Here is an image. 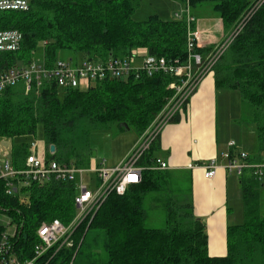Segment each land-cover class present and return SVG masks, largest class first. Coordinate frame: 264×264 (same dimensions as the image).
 I'll list each match as a JSON object with an SVG mask.
<instances>
[{"label":"trees","instance_id":"16d2710c","mask_svg":"<svg viewBox=\"0 0 264 264\" xmlns=\"http://www.w3.org/2000/svg\"><path fill=\"white\" fill-rule=\"evenodd\" d=\"M186 2V0H179ZM213 2L230 33L250 0H190L191 6ZM141 0H31L26 11H0V29L16 28L24 40L17 51L0 52V73L26 65L42 49L49 64L68 52L73 60L106 62L146 50L156 56L185 60L188 55L186 19H164L151 14L135 18ZM195 28V24H193ZM226 34V35H227ZM214 46L198 47L205 56ZM217 90H238L242 123L255 125L257 149L249 162L264 154V5L236 36L213 68ZM168 74L107 77L87 88H61L55 83L27 90L23 83L0 93V138H22L10 158L17 169L26 167L31 152L28 138L43 125L48 159L90 168L92 136L113 127L134 128L141 135L173 94ZM176 117L174 121H177ZM173 121V122H174ZM128 124L130 128H126ZM159 140V139H158ZM157 140V141H158ZM157 141L139 164L142 181L124 194L113 191L75 230L74 243L50 250L37 264H264V180L247 169L240 176L244 221L228 227V253L211 256L206 225L195 215L186 173L150 168ZM55 151L51 152V146ZM17 190L7 193L8 181ZM74 181L0 179V239L7 231L3 216L17 228L13 237L21 259H32L39 242L38 228L59 218L70 223L77 213ZM165 214L163 228L146 225L149 212Z\"/></svg>","mask_w":264,"mask_h":264},{"label":"built area","instance_id":"2783aa9c","mask_svg":"<svg viewBox=\"0 0 264 264\" xmlns=\"http://www.w3.org/2000/svg\"><path fill=\"white\" fill-rule=\"evenodd\" d=\"M31 0H0V11H26L30 8ZM183 14L176 13L178 20L186 19L188 25L187 50L185 60L168 59L156 56L145 49L134 51L126 57H112L108 61L79 60L58 58L49 64L43 54L44 61L40 63L36 58L26 64L17 65L0 73V93L8 87L23 83L27 90L32 86L42 87L46 83H55L61 88H85L107 77L127 79L133 76L139 79L142 75L153 76L168 74L174 77L170 83L173 94L168 98L162 110L155 116L153 122L139 136V139L121 164L111 168L97 166L98 186L94 190L84 184V173L90 168H84L57 159H48L44 152L38 150L36 144L31 145V152L26 159V167L17 169L13 166L10 156L1 149L0 179H19L21 184L29 185L33 181L44 184L50 181H74L77 184L76 195L77 213L73 220L65 224L59 218L44 221L38 228L39 242L35 246V256L32 259H21L15 251L13 237L16 235L15 225L13 232L8 230L0 239V264H37L39 258L50 250L57 252L62 247L73 245V234L76 228L94 213L113 191L124 194L133 184L142 181L144 167L139 164L141 158L162 135L166 127L178 116L185 113L190 100L207 75L213 73V68L226 52L236 36L246 24L264 5V0H250L244 13L237 21L235 27L228 33L206 56L197 51L200 47L199 33L193 29L196 22L191 13L190 0H186ZM24 35L16 28L0 29V52L17 51L22 47ZM142 59V63L137 62ZM230 145H236L231 141ZM248 153L241 151L230 158L227 168L241 176L246 169H251L253 174L264 178V158L258 162H249ZM205 177L212 178L217 173L216 159L206 161L202 165ZM156 170L170 168L167 161L156 158L150 167ZM7 193L17 190L14 181H8Z\"/></svg>","mask_w":264,"mask_h":264},{"label":"crops","instance_id":"0c3cea01","mask_svg":"<svg viewBox=\"0 0 264 264\" xmlns=\"http://www.w3.org/2000/svg\"><path fill=\"white\" fill-rule=\"evenodd\" d=\"M200 5L202 4L198 6ZM191 13L193 14L192 9ZM194 16L196 22L193 29L199 33L200 47H215L226 36L227 32L219 16L210 18L205 24ZM212 22H219L220 26H214L213 29ZM219 92L220 90L216 89L214 72L210 73L192 96L185 113L178 116L179 119L170 123L163 131L154 151L155 158L169 163L168 169L190 176L191 191L186 199L192 201L195 215L206 225L208 252L211 256L227 255L228 227L244 221L240 176L227 168L230 158L241 151L247 152L248 155L255 154L244 146V125H241L242 137L238 143L235 138H225L226 135H222V129L227 134L235 125L232 121L224 126L225 120L222 115L220 117L218 109ZM231 141H235L236 145L232 147ZM136 143L126 149L116 166L130 154ZM3 149L10 156L11 151ZM38 150L47 155L46 146L42 149L38 147ZM263 158L264 154L258 161ZM211 159H216L217 173L214 177L207 178L202 165Z\"/></svg>","mask_w":264,"mask_h":264},{"label":"rangeland","instance_id":"374dc122","mask_svg":"<svg viewBox=\"0 0 264 264\" xmlns=\"http://www.w3.org/2000/svg\"><path fill=\"white\" fill-rule=\"evenodd\" d=\"M186 3L178 0H141L140 6L136 11L135 18L137 20H144L148 18L151 14H158L164 19H177L176 13L183 14L185 10ZM213 2H205L198 7L191 6L192 12L196 15L203 24L208 23L211 19L216 18L218 14L215 12ZM212 21V20H211ZM213 29L214 26H220L219 22L215 24L211 23ZM60 58L71 59L72 55L68 52L63 53ZM36 60L43 63V50H38L36 54ZM142 59L137 62L142 63ZM85 88V85H82ZM218 109L219 115L223 117L224 126L228 122L234 123L233 129H230L226 134L222 129V135H226L225 138L233 137L236 142H240L242 137L241 125H244V140L246 144L244 145L251 153L256 152V133L255 125L249 123H242V108H241V96L238 90H220L218 93ZM222 113V114H221ZM236 123V124H235ZM221 126V125H220ZM139 134L134 128L120 130L118 127H113L107 131L96 132L92 136V144L94 150L97 151L96 157H94L93 165L90 167L88 172L84 173V184L87 185L90 190H94L97 183V174L94 169L99 166L103 168H111L116 166L119 159L123 156L126 149L136 143L139 139ZM23 140L22 138H0V157L1 149L6 148L12 150L14 144ZM27 142L38 145L39 148L45 147L44 140V129L43 125L39 124L37 135L35 138H28ZM128 156V155H127ZM127 156L124 158L126 160ZM123 160V161H124ZM234 175V174H233ZM235 176V175H234ZM233 201V200H232ZM234 202V201H233ZM236 210V206L233 207ZM261 209L264 213V187L261 188ZM2 223L7 227L9 233L13 232L15 226L11 224V218L8 216H3L1 219ZM165 214L160 209H152L149 212V216L146 220V225L151 227L163 228L165 226Z\"/></svg>","mask_w":264,"mask_h":264},{"label":"water","instance_id":"95a60500","mask_svg":"<svg viewBox=\"0 0 264 264\" xmlns=\"http://www.w3.org/2000/svg\"><path fill=\"white\" fill-rule=\"evenodd\" d=\"M125 127L126 128H130L128 124H125ZM51 150L52 151H55V145H52L51 146ZM96 155H97V151L96 150H93V157H96Z\"/></svg>","mask_w":264,"mask_h":264}]
</instances>
